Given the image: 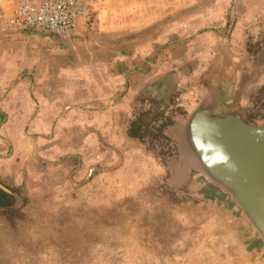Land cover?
<instances>
[{"label":"rangeland","instance_id":"rangeland-1","mask_svg":"<svg viewBox=\"0 0 264 264\" xmlns=\"http://www.w3.org/2000/svg\"><path fill=\"white\" fill-rule=\"evenodd\" d=\"M10 10L0 0V61L45 39L86 70L109 57L122 75L114 99L130 93L97 142L86 143L96 128H72L54 157L38 156L50 143L33 153L27 184L1 180L20 202L0 212V264H264V243L188 133L198 110L264 128V0H101L70 38L12 29ZM154 120L169 123L164 139Z\"/></svg>","mask_w":264,"mask_h":264},{"label":"crops","instance_id":"crops-1","mask_svg":"<svg viewBox=\"0 0 264 264\" xmlns=\"http://www.w3.org/2000/svg\"><path fill=\"white\" fill-rule=\"evenodd\" d=\"M83 30L80 24L78 34ZM14 32L8 29L10 42L20 40L12 36ZM29 40L17 45L25 49ZM37 44L41 45L38 53L19 52L0 61V182L9 180L14 187L34 178L36 166L31 159L36 150L48 146L45 144L50 143V150L38 156L52 158L60 153V140L65 145L74 141L73 129L74 136H79L96 128L87 143L99 140L100 129L119 127L130 93L129 89L122 99H114L122 75L108 70L109 57L98 62L91 56L86 70L80 62L71 64L67 51L59 50L56 42L37 39ZM48 44L54 52L42 51ZM98 63L102 71L96 77L93 70Z\"/></svg>","mask_w":264,"mask_h":264},{"label":"water","instance_id":"water-1","mask_svg":"<svg viewBox=\"0 0 264 264\" xmlns=\"http://www.w3.org/2000/svg\"><path fill=\"white\" fill-rule=\"evenodd\" d=\"M188 133L207 174L232 194L264 243V128L237 115L219 117L198 110L189 119ZM0 190L12 195L2 186Z\"/></svg>","mask_w":264,"mask_h":264},{"label":"built area","instance_id":"built-area-1","mask_svg":"<svg viewBox=\"0 0 264 264\" xmlns=\"http://www.w3.org/2000/svg\"><path fill=\"white\" fill-rule=\"evenodd\" d=\"M7 25L12 29L39 32L59 38L74 35L80 22L87 21L101 0H9Z\"/></svg>","mask_w":264,"mask_h":264},{"label":"trees","instance_id":"trees-1","mask_svg":"<svg viewBox=\"0 0 264 264\" xmlns=\"http://www.w3.org/2000/svg\"><path fill=\"white\" fill-rule=\"evenodd\" d=\"M262 91H264V88H262ZM152 123L155 124L154 126H156L155 130L153 129L152 131L156 132L157 134H160V136L163 137L161 132L165 127L169 125V123L165 121L163 123H159L158 120H154ZM139 129L140 128L137 125V123H131V125L127 129V136L132 139H139L138 137ZM13 204H14L13 197L10 194H7L0 190V208L8 211L11 209Z\"/></svg>","mask_w":264,"mask_h":264}]
</instances>
